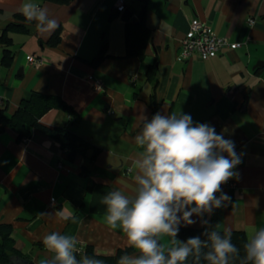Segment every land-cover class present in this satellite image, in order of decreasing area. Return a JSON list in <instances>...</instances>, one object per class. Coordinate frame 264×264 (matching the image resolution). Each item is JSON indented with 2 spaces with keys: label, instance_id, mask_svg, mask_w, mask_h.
<instances>
[{
  "label": "crops",
  "instance_id": "obj_1",
  "mask_svg": "<svg viewBox=\"0 0 264 264\" xmlns=\"http://www.w3.org/2000/svg\"><path fill=\"white\" fill-rule=\"evenodd\" d=\"M23 2L0 0V36ZM34 2L58 21L60 40L48 45L53 32L40 34L35 21L27 34L8 33L12 60L0 66V107L11 115L34 91L57 95L80 115L73 132L100 152L94 159L76 154L71 160L48 134L33 129L17 140L0 124V223L11 225L19 254L41 264L50 254L36 244L52 232L76 237L79 254L86 245L102 256L127 247L123 233L107 226L102 199L113 190L135 189L129 168L138 148L132 138L142 116L149 119L151 94L160 114H189L194 124L213 126L241 156L232 179L236 188L226 192L231 202L205 217L213 230H242L248 238L264 227V0H125L122 10L116 0ZM126 9L150 32L142 59L123 56ZM192 18L237 46L206 60H180L179 43ZM103 42L110 56L90 65ZM2 48L0 43V60ZM149 66L155 81L147 80ZM94 81L101 83L98 90ZM67 119L52 109L40 122L52 128ZM60 212L67 219H58ZM192 219L197 222L188 227H202L199 218Z\"/></svg>",
  "mask_w": 264,
  "mask_h": 264
},
{
  "label": "clouds",
  "instance_id": "obj_2",
  "mask_svg": "<svg viewBox=\"0 0 264 264\" xmlns=\"http://www.w3.org/2000/svg\"><path fill=\"white\" fill-rule=\"evenodd\" d=\"M20 12L28 22L35 21L40 34L50 35L59 26L46 7L25 0ZM138 151L129 172H134L135 189L129 194L113 190L103 197L105 222L119 229L131 253L117 264H264V227L247 238L241 250L232 242V231L213 230L205 217L226 207L231 197L222 186L238 177L235 171L241 156L234 142L217 134L206 123L194 124L189 114L156 113L151 120L142 116V127L132 138ZM200 219L204 231L177 239L180 226ZM58 219H67L62 212ZM167 237L166 242L162 238ZM76 237L52 232L42 238L50 256L41 264H104L94 252L77 258Z\"/></svg>",
  "mask_w": 264,
  "mask_h": 264
},
{
  "label": "trees",
  "instance_id": "obj_3",
  "mask_svg": "<svg viewBox=\"0 0 264 264\" xmlns=\"http://www.w3.org/2000/svg\"><path fill=\"white\" fill-rule=\"evenodd\" d=\"M40 2H52L59 5H67L73 0H37ZM145 12V4H143L140 13ZM14 19L9 22L2 30L0 36V43L2 44V57L0 60L1 67H9L12 60L11 52V38L8 33H24L29 32L28 22L21 13L13 15ZM121 17L124 21V36H125V53L124 57L137 56L142 59L144 56V50L149 40V29L143 24L142 20L138 23L133 22L132 12L126 9L122 12ZM59 28H57L48 41V45L55 46L59 43ZM42 43V42H41ZM110 55L107 53V44L103 42L96 53V55L89 61L90 65L98 66L105 58ZM147 80L155 81V72L151 66L146 69ZM149 106L151 109L148 120L158 113V102L154 94L150 95ZM62 110L67 115V121L63 125L56 127L44 126L40 119L49 110ZM80 120V115L76 110L66 103L61 97L52 94H44L34 91L30 96L21 101L16 111L11 115H6L4 107H0V124L2 126L9 127L17 134V140L22 138H28L31 135L33 129L46 133L56 140L62 149L65 150L67 158L73 159L76 154L94 159L100 152V147L94 145L91 140L73 132L72 126ZM91 153L88 155V151ZM204 231V227H188L181 225L177 236L178 240L186 241L188 238L198 236ZM223 233V230H216ZM232 242L241 250L243 255V245L247 241V235L242 230H231ZM12 227L10 224L0 223V264H10L12 261H27L30 262L26 256L18 253L14 247L12 239ZM37 247L42 248L43 244L37 242ZM126 252L131 253L132 249L128 247L118 248L112 255H99L97 258L102 259L104 264H117L120 256ZM92 256L94 254L93 248L90 245H86L82 248L81 253H77L79 259L82 255ZM188 264H192L189 259ZM201 264L206 262L201 261Z\"/></svg>",
  "mask_w": 264,
  "mask_h": 264
},
{
  "label": "built area",
  "instance_id": "obj_4",
  "mask_svg": "<svg viewBox=\"0 0 264 264\" xmlns=\"http://www.w3.org/2000/svg\"><path fill=\"white\" fill-rule=\"evenodd\" d=\"M125 6V0H116V7L122 10ZM254 20L250 19L249 24H253ZM237 45L235 43H229L226 38L216 36L212 28L199 20L198 18H192L189 22V28L179 43L178 58L182 61L187 60L193 56L206 60L218 55L224 48H234ZM29 62H34V56L29 55L27 57ZM101 83L94 81V88L98 90ZM236 188L234 180L230 179L226 184L222 186L223 193H226L228 189ZM51 204L54 203V199H51Z\"/></svg>",
  "mask_w": 264,
  "mask_h": 264
},
{
  "label": "water",
  "instance_id": "obj_5",
  "mask_svg": "<svg viewBox=\"0 0 264 264\" xmlns=\"http://www.w3.org/2000/svg\"><path fill=\"white\" fill-rule=\"evenodd\" d=\"M21 262H22V261H21ZM22 263H23V264H32L31 262H27V261H25V260H24ZM10 264H15V261H12Z\"/></svg>",
  "mask_w": 264,
  "mask_h": 264
}]
</instances>
